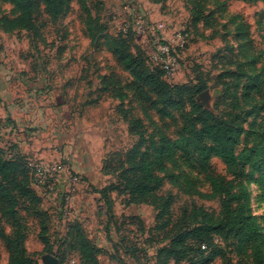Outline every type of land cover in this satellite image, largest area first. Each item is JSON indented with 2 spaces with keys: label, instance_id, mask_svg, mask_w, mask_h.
<instances>
[{
  "label": "rangeland",
  "instance_id": "1",
  "mask_svg": "<svg viewBox=\"0 0 264 264\" xmlns=\"http://www.w3.org/2000/svg\"><path fill=\"white\" fill-rule=\"evenodd\" d=\"M66 1L57 21L40 8L33 32L18 26L12 1L0 0V147L21 153L39 201L19 199L14 215L0 206V264H12L15 251L35 264L48 255L81 264L69 248L76 239L91 245L97 264H157L173 232L202 223L198 211L221 218V184L236 196L220 230L205 237V250L187 242L168 263L264 264V0ZM195 11L206 22L195 24ZM120 34L122 49L146 57L159 41L183 39L165 79L207 86L195 103L232 133L233 167L210 156L209 142L198 153L201 125L135 84L114 54ZM133 151L161 179L156 195L171 199L164 216L118 194ZM246 219L256 227L248 244Z\"/></svg>",
  "mask_w": 264,
  "mask_h": 264
},
{
  "label": "trees",
  "instance_id": "2",
  "mask_svg": "<svg viewBox=\"0 0 264 264\" xmlns=\"http://www.w3.org/2000/svg\"><path fill=\"white\" fill-rule=\"evenodd\" d=\"M10 1L13 2L19 12L18 26L26 27L33 32L38 30L33 15L40 8L43 9L44 13L52 21H57L65 11L67 3L66 0ZM193 1L194 7H196L195 3L198 1ZM242 1L249 2L251 0ZM195 10L197 9L195 8ZM201 13L202 11H195V24L205 21L203 18L208 19L209 15L205 16L203 13L201 15ZM115 40L121 45H117L114 54L121 59L124 67L131 72L135 84L151 89L157 101L163 107L180 112L183 120H185V124H188L192 128L198 124L201 125L199 144L196 146L198 153L203 154L205 148L204 142H209L213 145L210 149V156L218 158L227 168L233 167L237 160L234 155L232 133L212 113L203 110L195 103V98L207 88L202 83L203 81L195 77V83L192 85L176 84L170 86L165 79L164 71L156 65V67H152L149 64V62L152 63L149 56L146 57L142 52L134 56L122 49V46L125 47L126 44V36L124 34H120ZM186 106L190 108V111L187 113L184 111ZM12 148L14 149V147ZM5 151L0 147V206L5 213L14 215L13 208L19 199L31 205L37 204L39 201L30 189L29 169L24 163L23 157H20L21 153L17 152L14 154L12 151H6L9 154V157H6L4 155ZM120 182L118 194L126 195L129 204L150 203L153 206L161 208L162 216L167 214L171 199L170 197L160 198L156 195L161 188V179L155 175L153 164L144 159V157H139L136 151H133V154L129 158L128 168L121 172ZM219 189L221 191L219 192L225 197L221 205V218L213 219L212 215L201 210L198 211L202 223L192 229L173 232L176 233V236L172 238L169 245L157 253V264H169V260L178 262L188 250L187 242L199 243L202 250L207 248L205 237H209L213 235V232L220 230V224L231 213L230 202L236 196L231 193V188L227 185L221 184ZM105 191L100 192L103 197H105ZM106 202L108 201L106 200ZM107 206L109 205L107 204ZM243 226L245 231L243 233L244 243L254 242L256 240L255 225L249 219H246ZM69 246L78 255L81 264H97L96 251L86 240H71ZM12 264L35 263L25 257L23 251L20 253L15 251Z\"/></svg>",
  "mask_w": 264,
  "mask_h": 264
},
{
  "label": "built area",
  "instance_id": "3",
  "mask_svg": "<svg viewBox=\"0 0 264 264\" xmlns=\"http://www.w3.org/2000/svg\"><path fill=\"white\" fill-rule=\"evenodd\" d=\"M163 42H158L156 51L151 53L149 58L154 65L159 66L165 73H169L173 69L174 65L171 62L170 54L175 52L177 49H182L184 47V41L178 35L173 38V40H169V42Z\"/></svg>",
  "mask_w": 264,
  "mask_h": 264
},
{
  "label": "water",
  "instance_id": "4",
  "mask_svg": "<svg viewBox=\"0 0 264 264\" xmlns=\"http://www.w3.org/2000/svg\"><path fill=\"white\" fill-rule=\"evenodd\" d=\"M44 264H59L55 257L50 255L45 257Z\"/></svg>",
  "mask_w": 264,
  "mask_h": 264
},
{
  "label": "crops",
  "instance_id": "5",
  "mask_svg": "<svg viewBox=\"0 0 264 264\" xmlns=\"http://www.w3.org/2000/svg\"><path fill=\"white\" fill-rule=\"evenodd\" d=\"M0 113H2V115L0 114V127L1 128H6V126L4 125V123H3V119H2V117L3 116H5L6 115V112L5 111H3V110H0ZM5 126V127H4ZM5 130V129H4ZM4 135V134H3Z\"/></svg>",
  "mask_w": 264,
  "mask_h": 264
}]
</instances>
